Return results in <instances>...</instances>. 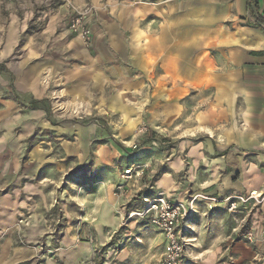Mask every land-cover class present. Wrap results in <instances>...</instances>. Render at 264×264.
<instances>
[{
  "label": "rangeland",
  "instance_id": "obj_1",
  "mask_svg": "<svg viewBox=\"0 0 264 264\" xmlns=\"http://www.w3.org/2000/svg\"><path fill=\"white\" fill-rule=\"evenodd\" d=\"M74 2L87 10L88 43L70 30L63 0H0V51L14 48L0 55V264H158L165 237L136 213L145 195L160 190L151 184L152 161L131 158L171 146L179 129L154 130L146 116L131 129L126 115L93 109L98 95L85 73L82 85L43 72L30 83L8 65L22 60L27 36L36 45L52 38L44 28L58 18L86 61L104 58L98 47L108 28L117 34L123 9L152 0ZM238 197L248 199H238L234 212L232 197L222 206L216 196L186 199L194 209L179 229L180 264H263L264 193Z\"/></svg>",
  "mask_w": 264,
  "mask_h": 264
},
{
  "label": "crops",
  "instance_id": "obj_2",
  "mask_svg": "<svg viewBox=\"0 0 264 264\" xmlns=\"http://www.w3.org/2000/svg\"><path fill=\"white\" fill-rule=\"evenodd\" d=\"M150 3L123 9L116 35L106 22L110 35L98 47L104 58L86 61L58 18L44 28L52 38L36 45L27 36L22 60L9 68L30 83L52 74L82 85L85 73L88 91L98 95L93 109L126 115L131 129L144 116L154 130L179 129L171 146L131 158L152 161L151 184L168 198L216 196L222 206L264 193V0Z\"/></svg>",
  "mask_w": 264,
  "mask_h": 264
},
{
  "label": "built area",
  "instance_id": "obj_3",
  "mask_svg": "<svg viewBox=\"0 0 264 264\" xmlns=\"http://www.w3.org/2000/svg\"><path fill=\"white\" fill-rule=\"evenodd\" d=\"M67 8L73 14L70 21V30L88 43L91 39L90 29L85 25L84 16L86 9H79L74 0H63ZM155 144V141H152ZM130 173L131 169L125 172ZM250 198H252L250 196ZM246 201L241 197H232L228 209L235 211L237 200ZM193 199L187 202L168 198L164 191H155L143 197V207L136 213L142 219H147L149 224L159 230L165 237V243L158 264H180L183 252V244L180 240L179 229L185 222L188 214L194 209ZM215 201V199H214ZM251 236V233H249ZM264 264V260H263Z\"/></svg>",
  "mask_w": 264,
  "mask_h": 264
},
{
  "label": "trees",
  "instance_id": "obj_4",
  "mask_svg": "<svg viewBox=\"0 0 264 264\" xmlns=\"http://www.w3.org/2000/svg\"><path fill=\"white\" fill-rule=\"evenodd\" d=\"M37 101L35 100V99H32V102H31V104H32V107L33 108H36V106H35V103H36Z\"/></svg>",
  "mask_w": 264,
  "mask_h": 264
},
{
  "label": "bare ground",
  "instance_id": "obj_5",
  "mask_svg": "<svg viewBox=\"0 0 264 264\" xmlns=\"http://www.w3.org/2000/svg\"><path fill=\"white\" fill-rule=\"evenodd\" d=\"M253 195L256 194V193H252Z\"/></svg>",
  "mask_w": 264,
  "mask_h": 264
}]
</instances>
